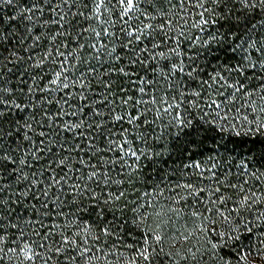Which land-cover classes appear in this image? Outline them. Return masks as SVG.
Here are the masks:
<instances>
[{
    "label": "snow or ice",
    "instance_id": "snow-or-ice-1",
    "mask_svg": "<svg viewBox=\"0 0 264 264\" xmlns=\"http://www.w3.org/2000/svg\"><path fill=\"white\" fill-rule=\"evenodd\" d=\"M0 264H264V0H0Z\"/></svg>",
    "mask_w": 264,
    "mask_h": 264
}]
</instances>
